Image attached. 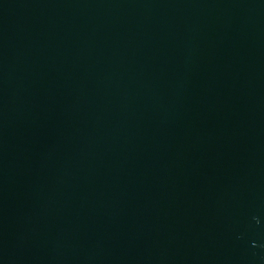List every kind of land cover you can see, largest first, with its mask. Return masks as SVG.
<instances>
[{
	"label": "water",
	"instance_id": "water-1",
	"mask_svg": "<svg viewBox=\"0 0 264 264\" xmlns=\"http://www.w3.org/2000/svg\"><path fill=\"white\" fill-rule=\"evenodd\" d=\"M0 264H264V0H0Z\"/></svg>",
	"mask_w": 264,
	"mask_h": 264
}]
</instances>
